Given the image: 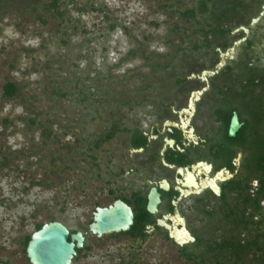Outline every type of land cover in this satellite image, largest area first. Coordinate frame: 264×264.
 <instances>
[{
  "label": "rangeland",
  "instance_id": "374dc122",
  "mask_svg": "<svg viewBox=\"0 0 264 264\" xmlns=\"http://www.w3.org/2000/svg\"><path fill=\"white\" fill-rule=\"evenodd\" d=\"M200 1L0 0V263L31 264L25 241L39 224L89 232L95 208L113 202L117 144L96 141L138 103L169 97L178 71L210 64L206 47L194 51L205 14L182 16ZM87 242L74 264H185L159 235Z\"/></svg>",
  "mask_w": 264,
  "mask_h": 264
},
{
  "label": "flooded vegetation",
  "instance_id": "af4514ba",
  "mask_svg": "<svg viewBox=\"0 0 264 264\" xmlns=\"http://www.w3.org/2000/svg\"><path fill=\"white\" fill-rule=\"evenodd\" d=\"M205 1L209 32L195 45L207 48L210 64L189 69L169 97L138 103L135 111L149 103L150 110L114 124L112 137L104 133L99 148L117 144L107 188L111 204L123 200L133 208L131 230L141 224L129 234L164 237L185 264H264V0ZM223 59L215 75L197 77ZM235 113L243 125L230 137ZM153 190L160 198L155 213ZM184 227L194 241L180 245L171 230L181 237Z\"/></svg>",
  "mask_w": 264,
  "mask_h": 264
},
{
  "label": "water",
  "instance_id": "95a60500",
  "mask_svg": "<svg viewBox=\"0 0 264 264\" xmlns=\"http://www.w3.org/2000/svg\"><path fill=\"white\" fill-rule=\"evenodd\" d=\"M223 57L225 58V56ZM225 64L226 61L223 59L217 65L216 71H204L197 77L206 81L209 76L215 75ZM203 91L193 93L189 109H187L188 113L194 111L195 101L202 96ZM242 125L238 114L235 113L230 123L229 136L235 137ZM149 199V210L155 213L160 202V198L155 195V190L152 191ZM134 222L135 213L133 208L123 200H116L109 206H98L96 208L93 212V221L89 224V232L87 233L81 230L73 232L67 224L59 220L44 223L41 229L34 231L31 235L26 247V254L31 264H74L78 252L85 247L88 233L97 238L128 233ZM183 230L184 234L181 237H177L171 230V238L175 239L180 245L194 241V238L185 227Z\"/></svg>",
  "mask_w": 264,
  "mask_h": 264
},
{
  "label": "trees",
  "instance_id": "16d2710c",
  "mask_svg": "<svg viewBox=\"0 0 264 264\" xmlns=\"http://www.w3.org/2000/svg\"><path fill=\"white\" fill-rule=\"evenodd\" d=\"M207 12H208L207 1H205V0H201V1L199 2V5H198L197 8H195V9H191V10H188L186 13H182V16H184V17H188V18H190V19H191V18L195 19L197 13L206 14ZM198 24H199V27H198V29H196V30L193 32V35H197V34H198V35H201V34H202V35L206 36L207 33L209 32V31L206 30L207 25H206L205 23H202V22H198ZM205 25H206V26H205ZM189 36H190V35H189ZM200 49H201V46H199V45H195V46H194V50H195L196 52L199 51ZM157 67H158V68H162L163 70H166V69L170 68L171 65H170V64H164V65H157ZM186 74H187V73H186ZM186 74H185V75H186ZM187 75H188V74H187ZM183 81H186V79L183 78V74H182L181 72L178 71V75H177V77L174 79V82L178 84V83H181V82H183ZM19 91H20V88L18 87V85H17L16 83L9 82V83H7V84L4 86V95H5V98H7V99L14 98V97L19 93ZM230 118H231V115L227 117V119H226V125L229 124V122H230ZM116 131H117V127H116V126H113L111 129H108V130L105 132V133L107 134V135H106L107 138L112 137V136L116 133ZM102 136H105V134H103ZM102 136H101V137H102ZM101 137H100V141H98V140L96 141V144H95L96 147H94V148H99V147H100ZM94 148L91 146V147H90L91 151H92ZM53 220H57V219L55 218V219H53ZM53 220H52V221H53ZM42 226H43V224H39V225L37 226V230H38V229H41ZM141 229H142L141 224H140V222L138 221V223L134 226V228L131 230V232H132L133 234H138L139 231H141ZM76 231H78V230H76ZM76 231H73V232H76ZM30 239H31V236H29V237L26 239V241H25V244H26V245H28ZM84 250H91V246L88 244V242L85 244L84 249H82V250H80V251L78 252V256L75 258L74 263H77V262L79 261V259H80V257H81V254H82V252H83ZM0 262H3V261L0 260ZM5 264H8V262H5Z\"/></svg>",
  "mask_w": 264,
  "mask_h": 264
}]
</instances>
